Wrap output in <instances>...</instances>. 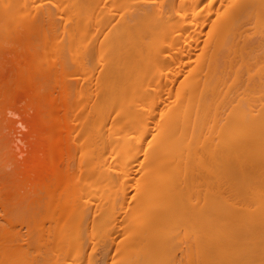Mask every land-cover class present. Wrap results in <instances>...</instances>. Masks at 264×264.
<instances>
[{
    "label": "bare ground",
    "instance_id": "bare-ground-1",
    "mask_svg": "<svg viewBox=\"0 0 264 264\" xmlns=\"http://www.w3.org/2000/svg\"><path fill=\"white\" fill-rule=\"evenodd\" d=\"M49 1L0 0L5 92L53 79L0 264H264V0Z\"/></svg>",
    "mask_w": 264,
    "mask_h": 264
},
{
    "label": "rangeland",
    "instance_id": "rangeland-1",
    "mask_svg": "<svg viewBox=\"0 0 264 264\" xmlns=\"http://www.w3.org/2000/svg\"><path fill=\"white\" fill-rule=\"evenodd\" d=\"M49 2H50L49 0H45V5L46 4L50 5L51 2L50 3ZM60 25L62 26V24H59V26ZM47 30L48 29H46V31ZM59 31H60V29H59ZM49 32H52V31L48 30L47 33H46V36L47 35L50 36L49 34H53V32L52 33H49ZM60 32L62 33V31H60ZM60 32H59V34H60ZM8 34L10 35V33H8ZM11 35L13 36V32H11ZM11 35L9 36L10 39L7 40L4 43H5V45H8V46H12V45L16 46V44L18 43L17 42L18 39H15V37L13 36L12 37L14 39V41H13L12 38H11ZM35 37H36V39H35ZM43 37H44V35H43ZM6 38L8 39V37H6ZM37 38H38L37 35L34 36V39H35L36 43L42 45V39H37ZM24 41L26 42V43H24V45H28L29 44V46H27L28 49L26 47H25L26 49L24 47H21V48H23L22 50L25 49L26 50V54L29 55V54H31V52H29V51L35 50L34 47H36V45H34L35 44L34 43L33 44V48H32V44H30L29 42L27 43L26 39L23 40L22 42H24ZM49 41H50L49 42V46L50 45L51 46L49 48L47 47L48 49H50L51 47L54 46V43H53L54 41L52 39H50ZM8 42H11V43H9L10 45L7 44ZM21 43H18L17 46L19 47L21 45ZM52 43H53V46H52ZM45 47H46V45H45ZM47 50H46V48L42 49V50H40L42 53L38 52L37 53L38 56L36 55L38 57V61H36V62H39L40 65H37L36 62H35V64L39 68L43 67L42 69H47V67H46L47 65L41 63V62L47 61V59L50 60V55H47V54H49ZM44 51H47L46 52L47 53L46 54L47 57H46ZM70 53L66 54L67 57L71 56ZM24 54H25V52H24ZM39 54H42L43 56L39 55ZM7 55L9 56V54H6V53L5 54L4 53L1 54L0 55L1 56V60L3 59L6 62V59H4V56H7ZM28 55H26V56L23 55L22 57H20V59H19L20 61L18 63H23V60L26 59L27 61L26 62L24 61L25 62L24 64L30 65V62L31 61L33 62L32 54H31V56H28ZM40 56H41V58L39 59ZM30 57H31V60H30ZM22 58H23V60H21ZM95 60H96V58H95ZM14 64H16V63H14ZM31 64H33V63H31ZM15 67H16V65H15ZM10 68L11 67L8 66V68L5 69L4 72H1L2 74L0 73L1 77H3V80H5V81H7L10 78V76H12V73H11V75L7 79V76L9 74L7 72H9ZM6 70H8V71L5 73ZM16 71H17V69H16ZM16 71H15V73L18 76V72H16ZM45 71H47V72H45V74L47 75L49 73L48 69L45 70ZM4 73H5V75H3ZM16 75H14V78L12 77L13 79H15L14 81H17V79L19 78V76L16 78ZM48 75H50V74H48ZM4 76L6 78H4ZM47 77L48 76H44L43 77V78H45L44 82L47 81ZM51 78H52V76L48 79V82L50 83V85L52 84L51 80H53ZM0 80L2 81V82L0 81V85H1L0 86V189H1V183H3L4 181L9 186V187H7L8 189H6V191H3L1 189L3 193L0 190V192H1L0 193V199H1L0 201H2V203L4 202L3 204L5 205L7 203L5 201H9V200H11L13 198V200L15 201L14 203L17 204V205L13 204V200H11L13 207L16 206L14 208H16L17 213H19L20 211H21V213L25 212L24 214L23 213L22 214L25 215L24 217L26 219L27 218L26 213H27V215H29L28 218L31 215V212H32L31 207L28 205L30 207V209L28 210V209H26L27 204H25L26 207L23 209L24 211H22V210H19L20 209V205H22V204L24 205V203H28L30 201V199L32 201V196L34 197L33 188H35V187L37 188L38 187V186H36L37 184H39V186H41V188L44 189V190L41 189L40 192L43 193V191H44V194H45V188H44L45 185L43 183H41V182H43L42 181V177H40L39 179L38 178H34L36 183L39 182V180H40V183L36 184L33 181V177L35 175L32 177L33 173H31L28 169L31 170V167L33 165H36V163L37 164L38 163L39 164L49 163V157H48V152H47L48 149L46 147L47 143L45 141L46 137L44 136L43 132L41 133V131H40V130L43 131L44 126H45V125L42 124V122L44 123V119H43L44 115H43V113L45 114V112L47 113V111L49 110V105L46 103V91H48V89H49V87L46 86V85H48L49 83L48 82L41 83L43 85L42 87L45 86L44 89L46 87H48V89L45 91L42 88L44 93H45V94H43V95H45L44 97H42V95H41L42 93L41 94L38 93V92H41V91L37 92L38 94H40V96H41V98H40V96L36 92L33 91V93H32L31 90H33L34 86L30 85L31 83L29 82V80L28 81L26 80L27 81L26 84L24 83V85H23L25 87H26V85H29V86L26 87L27 90L28 89L30 90V91L28 90L29 92H26L25 88H24L23 92H21V90L23 89V86H22V89L20 87L17 88L18 86L16 87L15 82H14V84H11V86H12V88L10 87L11 91L10 90L8 91V89H6L7 91L5 92L6 85H8V84L5 85L6 82L3 81L2 79H0ZM11 80L12 79H10V81ZM10 81H7V83H9ZM42 81H43V79H42ZM3 82H4V84H1ZM41 84L39 85V90L41 89ZM14 85H15V87H13ZM28 93L31 94V95H29ZM34 93H36V94H34ZM26 94L31 96V98L28 95H26ZM37 95H38V98H37ZM40 112H42V113H40ZM40 115H43V116L40 117ZM45 116H46V114H45ZM17 130H18V133L15 132ZM38 131H40V132H38ZM40 133L43 134V137L41 136ZM15 138H17V139H15ZM37 157H39V158H37ZM24 170H25V172H24ZM18 173L19 174L21 173V174L19 175ZM28 173H30V176H26V175H29ZM24 174H25V177H24ZM31 181H32V183L35 186H32ZM39 190L40 189H38V191ZM6 192L7 193L11 192V194H7ZM42 193L40 194V197L42 196ZM1 194H2V196H1ZM43 196H45V195H43ZM37 197H39V195ZM25 198L28 199V201ZM41 198H40V203L43 202V199L41 201ZM2 199H4V200H2ZM20 199L22 200L23 203L19 204V202L21 201ZM24 200L27 201V202H25ZM16 201H18V202H16ZM2 203L0 202V210L2 211V212L0 211V222H4V220L6 221L5 217H3V215L1 213H4L3 211H5L8 208L7 206H9L8 203H7L6 206L2 205V207H1ZM23 205L21 206V209H22V207H24ZM32 205H33V203H32ZM41 205L42 204H40V206ZM3 206L6 209L3 210ZM18 206H19V208H18ZM40 206H38V210H37V216L40 215L39 218H38L39 220L41 219L40 217L42 216L41 215L42 211H45L44 210L45 207L42 205L41 208H40ZM10 207H9V212H5V214L7 213L6 216H8V215L10 216V217H8L9 220H11V218L13 219V217H14V220L13 221L11 220L12 224H13L14 222L16 223L17 221H19V219L16 220L15 217H17V215L20 216L21 213L20 214L16 213L14 215V213L16 211H12V210H14V208H12V206H10ZM10 209H11V213H10ZM39 209L40 210L43 209V210L39 211ZM30 210H31V212H29L30 213L29 214L28 211H30ZM38 211H39V213H38ZM8 213H10V214H8ZM12 213H13V216L11 217ZM5 214H4V216H5ZM2 217H3L4 220L1 219ZM4 223H2L3 224V228L0 226L1 227L0 231L2 229H4L1 232H3V233L5 232L7 234L6 236H8L9 238L14 237V234L17 236V238L20 237L19 236L20 232L22 233V234H20L21 237L23 236V234L25 236V234H27L26 233L27 231L29 233V230L27 229V228H29V222H27V220H26V222H24L25 224L27 223V225H28L27 228H26V226H24V223L20 224V222H18L16 224L18 226H16L15 223H14L13 225H11V227H10V225H7V228H4ZM14 225L16 226L15 228H14ZM21 226H23V228ZM7 229H9V230L13 229L12 232H11L12 235L11 234L9 235L10 232H9V230L7 231ZM25 229H27V230H25ZM16 230H17V232H16ZM22 230L25 231V232L23 233ZM18 232H19V234L17 235L16 233H18ZM3 233H1V234H3Z\"/></svg>",
    "mask_w": 264,
    "mask_h": 264
}]
</instances>
